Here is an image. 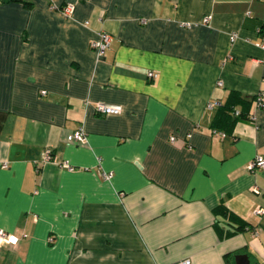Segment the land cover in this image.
Segmentation results:
<instances>
[{"label": "crops", "instance_id": "crops-1", "mask_svg": "<svg viewBox=\"0 0 264 264\" xmlns=\"http://www.w3.org/2000/svg\"><path fill=\"white\" fill-rule=\"evenodd\" d=\"M67 2L0 0V264H264V0Z\"/></svg>", "mask_w": 264, "mask_h": 264}, {"label": "built area", "instance_id": "built-area-1", "mask_svg": "<svg viewBox=\"0 0 264 264\" xmlns=\"http://www.w3.org/2000/svg\"><path fill=\"white\" fill-rule=\"evenodd\" d=\"M74 4L73 2H67L64 5H58L57 0H48V8L51 10H58L63 16L67 17H71L75 8H74ZM208 18L205 19V21H207ZM143 22H145V20H142ZM235 37L236 35H231L230 40L231 41H235ZM112 43V35L103 30L98 32V35L96 38L92 39L91 43H90V47L94 49L95 53L97 54L98 59H103L104 55H105V51L110 47ZM260 48L262 50H264V39L262 41V44L260 45ZM148 78L151 79V77H156L157 74L153 71L148 72L147 73ZM42 94H46V91L42 90L41 92ZM253 105L254 108H262L264 107V92L259 93L258 95H256V98L253 100ZM213 106H219V102L214 101L208 104V107L211 109ZM94 112H97L100 115H118L119 113L122 112V106L121 105H114V104H104V103H96L94 106ZM235 115H239V112H236ZM222 136L225 135V133H221ZM87 138L86 132L85 130H83L82 128L77 129L75 131H73L72 133H70L68 135L67 140L69 142H84ZM170 141L174 142L175 141V137L171 136L170 137ZM53 154H52V149H48L45 148V150L42 153V158L41 160L45 163H49L52 160ZM5 166H7V164H4ZM62 166L68 168L71 170V167L68 165L67 162H63ZM249 169L251 170V172H254L256 170L259 169H264V157L263 156H259L254 158L250 164L248 165ZM112 177V174H104V179L105 180H109V178ZM256 193H258L257 190H255ZM263 209H258L256 210L254 213L257 215H261L263 214ZM13 236L9 233L6 232L5 230L0 228V241H3V243H0V246L5 245V244H16L12 242ZM17 241V240H16ZM191 261L189 259H184L183 261L177 262L176 264H190Z\"/></svg>", "mask_w": 264, "mask_h": 264}, {"label": "water", "instance_id": "water-1", "mask_svg": "<svg viewBox=\"0 0 264 264\" xmlns=\"http://www.w3.org/2000/svg\"><path fill=\"white\" fill-rule=\"evenodd\" d=\"M235 264H251L250 260H248L247 255L240 254L235 256Z\"/></svg>", "mask_w": 264, "mask_h": 264}, {"label": "trees", "instance_id": "trees-1", "mask_svg": "<svg viewBox=\"0 0 264 264\" xmlns=\"http://www.w3.org/2000/svg\"><path fill=\"white\" fill-rule=\"evenodd\" d=\"M261 29H260V32H262V34H263V38H264V22L261 24ZM225 257H227V255L225 256ZM228 258V257H227Z\"/></svg>", "mask_w": 264, "mask_h": 264}, {"label": "clouds", "instance_id": "clouds-1", "mask_svg": "<svg viewBox=\"0 0 264 264\" xmlns=\"http://www.w3.org/2000/svg\"><path fill=\"white\" fill-rule=\"evenodd\" d=\"M11 239H12V242H13V243L16 242V238H15V237H13V238H11ZM0 243H3V241H0Z\"/></svg>", "mask_w": 264, "mask_h": 264}]
</instances>
